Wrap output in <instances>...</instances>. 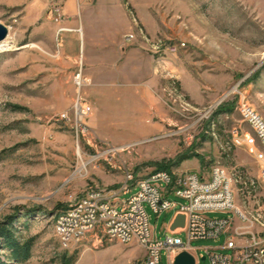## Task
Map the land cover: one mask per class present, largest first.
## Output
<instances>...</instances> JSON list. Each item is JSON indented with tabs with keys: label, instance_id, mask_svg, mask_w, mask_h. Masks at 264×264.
<instances>
[{
	"label": "rangeland",
	"instance_id": "1",
	"mask_svg": "<svg viewBox=\"0 0 264 264\" xmlns=\"http://www.w3.org/2000/svg\"><path fill=\"white\" fill-rule=\"evenodd\" d=\"M65 2L0 0V24L16 43L15 50L0 53V220L16 216L22 240H33L28 261H11L0 250L2 260L137 264L144 257L138 245L100 246L89 240L69 250L55 233L58 217L75 199L92 188L116 190L126 169L141 180L165 168L208 177L213 167L220 166L231 180L235 209L209 212L206 217L230 220L231 230L239 233L264 236L259 159L264 152L238 108L240 97L233 95L239 87L264 121V0H108L109 14L100 8L93 22L101 24V32L103 23H111L119 45L138 49L146 56V65L148 59L154 62L155 71L147 72L140 83L125 72L97 98L118 104L114 114H125L127 106L144 102L149 110L146 128L156 123L163 128L127 135L128 123H96L100 116L91 108L87 119L91 135L86 138L73 135L70 125L59 120L72 109L73 79L80 68L90 81L82 91L89 103L93 88L79 55L81 28L66 26ZM98 2L89 4L96 10ZM55 6L63 9L60 24L50 16ZM83 21L89 34L87 16ZM156 51L160 53L154 55ZM172 51H177L175 56L165 54ZM78 147L85 161L106 148L115 151L107 160L103 156L96 164L89 163L86 170L81 169ZM136 191L120 198L127 201ZM169 199L185 203L175 194ZM146 210L154 237L164 240L176 210L160 217L148 205ZM179 236L188 243L185 232ZM225 242L222 235L192 241L191 247L201 256L199 264H210L209 258L202 260L205 249L232 254L221 249ZM160 264H169L166 251L161 252Z\"/></svg>",
	"mask_w": 264,
	"mask_h": 264
},
{
	"label": "built area",
	"instance_id": "2",
	"mask_svg": "<svg viewBox=\"0 0 264 264\" xmlns=\"http://www.w3.org/2000/svg\"><path fill=\"white\" fill-rule=\"evenodd\" d=\"M63 9L55 6L50 10L51 18L58 24L63 19ZM132 37H128L131 41ZM177 51L165 53L167 56L176 55ZM160 51L153 54L157 55ZM89 79L84 76L83 69L80 68L74 76L73 83L76 89V96L70 111H65L60 115V121L69 124L73 135L86 138L91 135L87 119L92 113L91 106L83 94V89L89 84ZM234 96L240 97L238 108L242 109L244 121L248 123L263 148L264 152V121L261 116L245 101L241 89L236 87ZM227 100V99H224ZM238 131L235 130L234 134ZM91 144V141H87ZM115 151L114 148H106L102 153L92 155L90 161H85L82 157L83 150L78 147V156L81 158V169H86L89 163H97L105 156ZM262 163L261 179L264 182V153L259 155ZM138 186H149V193H138ZM137 191L129 200H122L120 197ZM171 194L185 201L184 204L169 199ZM110 195H118V202L109 203ZM125 204H134V212H125ZM148 205L151 210L160 217L165 212L176 210V214L183 213L187 216L186 229L183 231L187 235L188 243H184L180 238V233L170 234L164 240L154 237L149 215L146 210ZM75 208V215H69V219L62 220V237L65 240V249L73 250L79 247V243L74 242L75 233H84V237H93V233H100V240H95L104 244L110 242V234H119V244L125 246L138 245L144 250L145 256L137 264H160L161 252L166 251L169 264H175L177 257L188 252L199 264L201 256L194 254L191 247L192 241L219 239L226 235L223 250L232 251V254L212 253L215 249H205L207 255L203 258L210 259V264H264V236L257 237L252 233H239L231 230L232 222L227 219H210L206 217L209 212L233 211L234 191L231 180L226 171L220 166L212 168L208 177L198 172H159L155 171L148 177L138 180L135 173L126 169L124 180L116 190L92 188L87 190L81 197L68 207ZM121 208V209H120Z\"/></svg>",
	"mask_w": 264,
	"mask_h": 264
},
{
	"label": "crops",
	"instance_id": "3",
	"mask_svg": "<svg viewBox=\"0 0 264 264\" xmlns=\"http://www.w3.org/2000/svg\"><path fill=\"white\" fill-rule=\"evenodd\" d=\"M89 2L90 0H66L64 12L68 17L66 26L70 25L74 28H81L78 50L85 64V72L93 82V88L90 92L91 103L89 104L92 109L95 108V116L97 114L100 116L95 122L106 124L121 122L124 125L128 123L127 127L124 126V133L127 135H145L147 134V130L156 131L162 129L163 125L161 123L151 125L150 129L146 128L147 112L149 110L144 102L127 106L125 114L118 113L117 111V114H114L115 108H120L118 104H114L111 100L108 101L107 99L100 101L97 98L99 96L98 93L108 92L110 90L109 87H113L115 81H120L125 72L131 74L136 79L135 82L137 80H139L137 83L143 82V76L147 72L152 71L153 73L154 62L152 63L148 59L149 64L146 65V56L138 49L129 46L121 47L119 45V35H115L111 23L110 25L103 23L102 26L105 31H99L101 30V24L97 27L96 22H93L95 14L100 8V11L109 14L108 9L111 8L107 4L108 0H99L96 10L90 6ZM86 16L87 21H90L91 31L89 34L86 33L84 27L85 22L83 18H86ZM96 28L99 29L97 30ZM105 108L109 112H105V118L102 119V112H104ZM143 254L145 256V252Z\"/></svg>",
	"mask_w": 264,
	"mask_h": 264
},
{
	"label": "trees",
	"instance_id": "4",
	"mask_svg": "<svg viewBox=\"0 0 264 264\" xmlns=\"http://www.w3.org/2000/svg\"><path fill=\"white\" fill-rule=\"evenodd\" d=\"M162 170H166L162 169ZM29 215V214H27ZM18 218L8 216L0 220V250H5L8 259L15 262H26L30 259L33 240L23 241L21 230L17 227ZM0 264H8L0 255Z\"/></svg>",
	"mask_w": 264,
	"mask_h": 264
},
{
	"label": "bare ground",
	"instance_id": "5",
	"mask_svg": "<svg viewBox=\"0 0 264 264\" xmlns=\"http://www.w3.org/2000/svg\"><path fill=\"white\" fill-rule=\"evenodd\" d=\"M16 49L15 38L11 35H8L7 38L0 42V53L13 51ZM166 172V170H165ZM138 193H149V186H138ZM118 202V195H110L109 196V203H116ZM125 212H134V204H125ZM69 215H75V208H69L67 211L62 213L55 225V233L59 238L62 245L65 246V240H61L62 237V220L61 219H69ZM264 218V217H263ZM94 241V245L100 244L98 241L100 240V233H93V237H84V233H75L74 234V242L81 243L82 241ZM110 242H119V234H110ZM60 243V244H61ZM82 244V243H81Z\"/></svg>",
	"mask_w": 264,
	"mask_h": 264
},
{
	"label": "water",
	"instance_id": "6",
	"mask_svg": "<svg viewBox=\"0 0 264 264\" xmlns=\"http://www.w3.org/2000/svg\"><path fill=\"white\" fill-rule=\"evenodd\" d=\"M7 36H8L7 27L0 24V42L4 41L7 38ZM186 225H187V216L183 213H178L175 216L172 224L170 225L169 230L172 234H178L186 229ZM202 260H205V258H202ZM175 264H196V259L190 253L183 252L177 257Z\"/></svg>",
	"mask_w": 264,
	"mask_h": 264
}]
</instances>
